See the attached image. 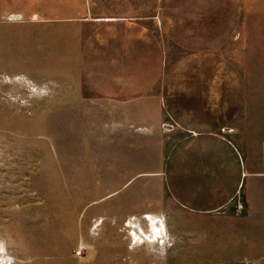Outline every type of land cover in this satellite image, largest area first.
Returning a JSON list of instances; mask_svg holds the SVG:
<instances>
[{
	"label": "rangeland",
	"instance_id": "obj_1",
	"mask_svg": "<svg viewBox=\"0 0 264 264\" xmlns=\"http://www.w3.org/2000/svg\"><path fill=\"white\" fill-rule=\"evenodd\" d=\"M145 213L166 247L130 241ZM0 244L264 264V0H0Z\"/></svg>",
	"mask_w": 264,
	"mask_h": 264
},
{
	"label": "bare ground",
	"instance_id": "obj_2",
	"mask_svg": "<svg viewBox=\"0 0 264 264\" xmlns=\"http://www.w3.org/2000/svg\"><path fill=\"white\" fill-rule=\"evenodd\" d=\"M111 18H106L103 20H110ZM146 222V229L136 222V218H131L128 220L126 227H128V237L130 241L134 242L133 244H143L144 242L148 243H157L161 247H166L167 233L165 225L160 217L152 215L150 213H145L141 217ZM4 259V248L0 244V263Z\"/></svg>",
	"mask_w": 264,
	"mask_h": 264
},
{
	"label": "crops",
	"instance_id": "obj_3",
	"mask_svg": "<svg viewBox=\"0 0 264 264\" xmlns=\"http://www.w3.org/2000/svg\"><path fill=\"white\" fill-rule=\"evenodd\" d=\"M104 19H106V18H104ZM98 20H101V19H98ZM110 20H114V18H111ZM191 134H192V136H199V134L195 133V132H191ZM233 149L236 151L237 155L241 158V165L235 167V171H238V170L241 171V173H242L241 176L243 178V182L247 179V177H248L247 175H248V173H250V171H260L261 170V169H256L255 167H253L252 170H251L248 167V165L245 163L244 159H242V156H241V153L239 152V149H237L236 147H233ZM189 168L191 170H194L193 169L194 167L192 165ZM190 169H189V171H191Z\"/></svg>",
	"mask_w": 264,
	"mask_h": 264
}]
</instances>
